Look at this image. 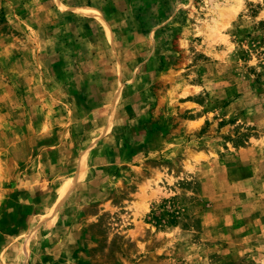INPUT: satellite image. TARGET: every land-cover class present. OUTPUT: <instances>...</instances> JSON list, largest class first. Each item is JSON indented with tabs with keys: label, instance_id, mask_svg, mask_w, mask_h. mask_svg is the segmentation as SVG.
Wrapping results in <instances>:
<instances>
[{
	"label": "rangeland",
	"instance_id": "1",
	"mask_svg": "<svg viewBox=\"0 0 264 264\" xmlns=\"http://www.w3.org/2000/svg\"><path fill=\"white\" fill-rule=\"evenodd\" d=\"M0 264H264V0H0Z\"/></svg>",
	"mask_w": 264,
	"mask_h": 264
},
{
	"label": "crops",
	"instance_id": "2",
	"mask_svg": "<svg viewBox=\"0 0 264 264\" xmlns=\"http://www.w3.org/2000/svg\"><path fill=\"white\" fill-rule=\"evenodd\" d=\"M1 261V260H0Z\"/></svg>",
	"mask_w": 264,
	"mask_h": 264
}]
</instances>
